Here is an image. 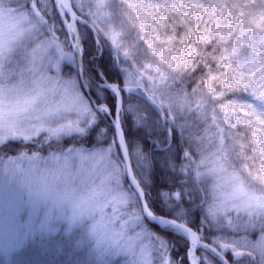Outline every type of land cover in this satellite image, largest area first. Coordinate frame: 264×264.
Masks as SVG:
<instances>
[{"label":"snow or ice","instance_id":"snow-or-ice-1","mask_svg":"<svg viewBox=\"0 0 264 264\" xmlns=\"http://www.w3.org/2000/svg\"><path fill=\"white\" fill-rule=\"evenodd\" d=\"M12 2L13 7L9 8L10 11H26L39 27L36 46H30L31 51L22 48L20 52L26 63L14 69L22 80L25 77L31 78L35 84L34 93L22 105H17L14 113L18 115L21 112H28L37 101H40L41 106L33 109L31 116L23 118L29 126H18L14 120L7 128L10 136L0 135V165L14 175L20 174L23 182L36 197L48 198L47 190L35 186L31 179L35 162L41 159L37 153H42L43 146L47 145L48 151L44 156L53 162L57 170L65 172L69 177L78 176L80 180L97 186L96 191L90 192L86 199L73 204V218L99 213V219L92 226L98 241L115 243L134 256L150 249V255L144 264H183L182 259H173L168 241L157 232H153L148 226V221L164 228L176 229L187 236L188 264H264V221L257 225L250 219L245 223L239 215L242 209L252 207V198L240 205L225 206L226 201L217 212L204 215L202 218L197 217L200 224L215 228L219 233L211 241L205 238L201 228L190 223L193 214L191 205L196 203L194 196L201 192L197 186L200 173L193 171L190 161L193 157L199 159V154L198 150H193L183 139L189 125L184 116L177 112V100L170 94L171 89L167 83L170 76L173 81L175 80V75L171 74L172 70L177 73H191L192 77H196L197 73L203 74V78L193 79V86L189 89L192 96L201 97L198 103L203 109L207 123L216 122L213 129L223 126L226 137L227 131L231 129V123L236 122L234 119L236 117L243 125H254L264 133V40L259 41L258 47L245 53V59L239 66L233 62L228 74H224L221 68L220 75L214 76L212 71L207 70L206 61L202 58L192 59L194 50L186 55L176 48L180 56H185V60L179 62L173 59V45L180 33L175 28L169 31L168 20L161 19V13L165 12L167 5L147 3L145 0H121L126 9L135 13L133 18L139 17L137 27L143 33L144 39L141 40L147 46L142 63L141 59L137 58L140 54L136 45L126 47L123 43L122 30L108 31L98 28L90 19L93 15L91 12L82 15L85 13L84 0H12ZM189 7L199 9L203 5L194 2ZM230 7L233 10H240L241 14L245 9L255 8L258 10L261 23L264 24V0L257 3H252L251 0L249 3L233 0ZM104 8H108L107 0H97V9ZM55 13L59 14L60 24L55 21ZM153 14L155 18H150ZM81 24L91 26L96 33L97 42L92 61L96 67L87 82L81 79L85 75L83 64L85 46ZM61 32L64 33L63 36ZM188 35L189 33L185 32V39L180 41L185 48L195 43L194 32L192 39H187ZM45 37L51 39L45 40ZM105 41L116 50L117 59L122 57L121 63L128 64L123 68L125 73L123 84L113 82V73L107 61L101 59L104 56ZM53 44L59 50L61 59L65 56L66 48L68 53H71L68 59L78 65L79 71L74 81H61L57 75L60 73L59 61L53 62L50 58L46 60L49 48ZM164 45L168 46L167 51L164 50ZM210 48L211 46L209 50ZM149 50L155 53L151 59L148 56ZM216 63L228 65L227 58L217 60ZM134 64L139 65V68L133 70ZM165 65H170V69H166ZM52 72L55 74L50 75ZM77 84L78 89L72 91V87ZM161 85L168 90L162 89ZM176 87L181 93L184 92L181 85L177 84ZM137 90H143L146 94L147 102L159 114L157 119L152 118L147 104L125 103L124 93L131 94ZM238 94H248L254 98L260 104L261 110L257 109L255 103H239L233 98ZM57 96L60 98L59 101L53 100L49 106V97ZM94 96L96 99H93ZM189 100L190 97H186L180 104L188 103ZM73 111L76 113L75 119L65 117L66 123H60L57 127L46 126L62 112ZM127 113H132L137 125L142 128H151L154 131L153 125L158 127L163 124L166 135L163 140H156V146L163 150L162 163L173 173L177 171L181 173L179 184L171 191L163 193L166 205H171V216H158L148 206L146 199L141 200V197L145 196L144 175L147 174L145 165L150 167V161L144 146L138 147L135 156L133 155L124 126V116ZM109 119L110 122L106 126H100L103 121ZM225 119L231 123L224 125ZM191 126H198L201 129L204 127L203 124ZM177 128L184 140L183 145L170 139ZM242 130L238 124L237 132ZM220 135L218 132L217 136ZM93 136L96 138L97 146L90 148L87 144ZM17 140L26 146H34L36 150L20 151L17 156L9 157L5 148L10 146V141ZM104 141H107V146L99 147L98 145ZM223 142L222 140L221 143ZM261 143L264 146V138ZM85 160L94 161L100 167L93 169L87 176L82 170L77 172L78 162ZM220 170L222 168L217 162L212 171ZM125 178L134 189L125 185ZM4 195L5 193L0 190V200ZM201 199L203 201L202 196ZM261 203L264 204V201ZM232 209H235V214ZM213 221L217 223L214 224ZM257 226L258 231L250 230ZM0 233L3 234V243L9 244L11 237L3 225H0ZM253 233H257L255 239L252 237ZM154 254H158V260L154 259Z\"/></svg>","mask_w":264,"mask_h":264},{"label":"rangeland","instance_id":"rangeland-1","mask_svg":"<svg viewBox=\"0 0 264 264\" xmlns=\"http://www.w3.org/2000/svg\"><path fill=\"white\" fill-rule=\"evenodd\" d=\"M107 2L108 8L98 10L97 0H84L85 9L93 14L90 19L93 23H96L98 28L108 31L113 29L117 31L122 30L124 32V41L126 40L128 43L136 45L140 54L137 58L141 59L143 63V55L147 46L141 40L144 39V36L137 27L139 17L133 18L135 13H131V10L126 9L121 0H107ZM145 2L160 3L162 6L167 5L165 12L161 13V19L168 20L169 31L175 28L180 33L173 45V59L179 62L185 60V56H180L176 48H179L186 55L191 50H194L195 54L192 59L202 58L203 61H206L208 64L207 70L212 71L214 76L220 75L219 69L221 68H223L224 74H228L233 62L239 66L245 59V53L249 49L258 47L259 41L264 40V24L261 23L258 10L255 8L245 9L243 14H241L240 10H233L230 7L233 0H145ZM194 2L203 5V7L199 9L189 7ZM239 2L249 3L250 0H239ZM251 2L257 3L259 0H251ZM0 3H3V0H0ZM210 5H223V7H212ZM7 6L9 8L13 7L12 0H7ZM13 12L16 15H26L28 17V24L31 26V36L14 54L9 64L10 70L23 66L26 63V59L20 55V52L22 48L30 51V46L35 45L37 34L39 33L38 25L26 11L13 10ZM54 16L55 21H60L58 13H55ZM150 18H155L154 14ZM185 32L189 33L187 39L193 38V32L195 36V43L189 44L187 48L180 43L182 39H185ZM149 35H151L150 32ZM173 35H175V32H173ZM44 39L50 40L51 38L45 37ZM238 42H240L239 46ZM209 46H211L210 50ZM163 47L165 51L168 50L167 45ZM64 52L65 56L61 59L59 50L53 44L49 48L46 60L50 58L53 62L59 61L60 73L57 75H59L61 81H74L78 73V65L68 59L71 53H68L66 48ZM248 54L250 55L251 53ZM148 56L151 59L155 56V53L149 50ZM225 58L228 61L227 66L222 63H216L217 60ZM122 64L126 67L128 66L127 63ZM214 64L215 68H213ZM165 67L166 69H170V65H165ZM138 68L139 65H133V70ZM171 74L175 75V79H177L184 72L177 73L175 70H172ZM199 78H203V74H199ZM167 83L168 88L171 89L170 94L177 100L176 110L180 115L184 116L188 122L189 129L193 127L191 126L193 124H202L200 121L203 120L204 127L200 133L192 134L188 131L184 134L188 144L191 145L193 150H198L199 154V159L193 157L190 161L193 171L200 173L197 186L201 189L200 194L203 197L202 201L200 194H195L196 203L192 204L194 208L198 209L203 216L209 215L206 209L215 199L217 175L225 179V191L233 197L228 201L229 206L234 204L240 205L254 191L264 190L256 183L257 173L259 170L264 169V146L261 143L264 133L254 125H243L239 118L234 117L235 123H231L227 119L224 120V125L231 123V129L227 131L225 137L223 126L213 129V124L216 122L207 123L206 118L203 116V109L199 107L198 102L201 99L199 95H197V98H190L188 103L180 104V101H183L187 95L175 89L171 76ZM161 88L164 89V86L161 85ZM77 89L78 84L74 85L71 90L75 91ZM164 90L167 91L168 89ZM30 98L31 94L26 95L21 105L25 100ZM233 98L239 103H255L257 109L261 110L260 104L248 94H238ZM59 99V96L55 97L56 101H59ZM40 106V101H37L28 112L19 113L15 118L18 126H29L23 118L31 116L32 110L38 109ZM49 106H51V103ZM192 109L200 110L201 113L190 115ZM65 117L67 119H75L76 113L74 111L62 112L54 121H49L46 126L57 127L60 123H66ZM104 122L106 125L110 122V119ZM238 124L243 128L242 131L237 132ZM124 126L126 128L125 118ZM177 130L179 131L178 128ZM218 132L221 133L220 136H217ZM0 135L10 136V132L8 129L0 127ZM222 140L224 141L223 143H221ZM15 143L22 146L17 148V151H12ZM9 145L5 148L9 157L17 156L20 151L36 150L34 146H26L19 140L10 141ZM87 146L90 148L97 146L95 137L89 139ZM98 146L106 147L107 141ZM47 151L48 147L45 145L43 146L42 153H37V155L41 156V159L35 162L31 179L35 186L40 187L42 190H47L48 198L36 197L34 192L23 182L20 174L14 175L12 172L6 170L3 165H0V190L5 193L4 198L0 200V225L6 228L8 235L11 237V242L5 245L2 241L3 234L0 233V255L9 257L14 252L20 250L25 241L30 238L34 239L37 235L45 237L40 244L44 250L50 245V237L57 235L61 230L72 232L82 229L93 248L99 250L104 257L109 253L111 254V258L122 255L126 257L128 264H144L150 255V249L144 251L143 254L136 253L134 256L115 243L107 241L100 243L98 241L97 236L92 231V226L99 219V213L85 214L78 218H73V204L86 199L90 192L96 191L97 186L80 180L78 176L69 177L65 172L57 170L53 162L47 156H44L47 154ZM201 161H205V163L202 164ZM217 162L222 170L210 172L209 169L216 167ZM96 167H100V165L94 161H79L77 172L82 170L87 176ZM145 167H148V165H145ZM199 181H203V183ZM124 183L128 188L134 189L127 178H125ZM149 205L152 211L155 212L153 207H151L150 201ZM232 211L235 214V209H232ZM239 215L245 223L251 219L242 211ZM209 218L211 217L209 216ZM217 219L219 220V216ZM213 223L216 224L217 221H213ZM173 230L187 238L185 234L176 229ZM250 230L258 231L259 229L257 226ZM130 234L134 233L130 232ZM256 236L257 233L252 234L253 239ZM154 259H159L158 254H154Z\"/></svg>","mask_w":264,"mask_h":264},{"label":"trees","instance_id":"trees-1","mask_svg":"<svg viewBox=\"0 0 264 264\" xmlns=\"http://www.w3.org/2000/svg\"><path fill=\"white\" fill-rule=\"evenodd\" d=\"M88 12L89 11L85 9V13H82V15H87ZM56 23L60 24L61 21H56ZM80 29L84 34V60L87 70V79L89 80L93 75V69L96 67L92 62L97 48L96 33L92 30L91 26L87 24H81ZM60 34L61 36L64 35L63 32ZM103 50L104 56L101 57V59L107 61L110 71L113 73V82L123 84L125 79L123 68L126 66L121 63L122 57L117 59L118 53L107 41L104 42ZM98 74L97 72L96 75ZM193 79L199 80V73H197L196 77H192L191 73H184L173 81L175 89L180 91V89L176 87V85L179 84L184 89L183 93H185L187 97L197 98L198 96L191 95L189 89L193 86ZM108 95H111V93H108ZM94 98L96 99L95 96ZM124 99L126 104L129 102L140 103L142 105L147 104L151 110L152 118L154 120L158 118L159 114L157 110L147 102L146 94L143 90H137L131 94L126 92L124 93ZM194 113L197 115L200 114L201 111L192 109L190 115H194ZM124 118L126 135L130 142L133 155L135 156L138 147L144 146L145 153H147L149 157L150 167H146L147 174L144 175V188L148 200L157 214L171 216V205H166L163 193L171 191L179 184L181 173L179 171L173 173L170 168H166L162 163L161 153L163 150L161 147L156 146V140H163L166 135L163 124H160L158 127L153 125L152 127L155 128L153 131L151 128H142L138 126L132 113H127ZM200 122L203 124V120ZM101 124V127L106 126L104 121ZM188 131L192 134H196L200 133L202 129L200 127H192ZM170 139L180 145H183L184 140H187L185 135L183 136L184 140L182 139L177 129L174 130L173 136ZM21 146V144L15 143L12 147V151H17V148ZM191 208L193 214L190 223L201 228L205 238L211 241L219 233L214 228H208L200 224L197 217L202 218L203 215L198 209H195L193 205H191ZM148 226L153 232H157L168 241L171 256L174 260L182 259L183 264H188L187 250L189 241L184 236L179 235L171 228H164L158 224L148 222ZM43 239H45V237L37 235L34 239L30 238L25 241L22 248L9 257L0 255V264H128L126 262V257L122 255L111 258V254L109 253L104 257L99 250L93 248L82 229L72 232L61 230L57 235L50 237V245L44 250L40 245ZM200 251L203 252V249ZM209 255H211V253H209Z\"/></svg>","mask_w":264,"mask_h":264},{"label":"clouds","instance_id":"clouds-1","mask_svg":"<svg viewBox=\"0 0 264 264\" xmlns=\"http://www.w3.org/2000/svg\"><path fill=\"white\" fill-rule=\"evenodd\" d=\"M31 26L28 24L26 15H16L9 10L7 0L0 3V126L7 129L17 115L14 108L21 104L26 95L33 94L35 84L31 78L25 77L23 80L16 75L14 69H9L14 54L30 39ZM125 46H130L126 40L123 41ZM36 46V45H34ZM31 51V49H30ZM55 97H49L48 102L51 103ZM210 172L212 169H209ZM264 169L257 173L256 183L261 189H264ZM225 179L217 175L215 184V199L207 207L208 214L217 212L222 204L231 200L233 197L225 191ZM252 198V207L242 209L248 217L258 225L264 221V190H257L246 197V200ZM251 214V215H250Z\"/></svg>","mask_w":264,"mask_h":264},{"label":"water","instance_id":"water-1","mask_svg":"<svg viewBox=\"0 0 264 264\" xmlns=\"http://www.w3.org/2000/svg\"><path fill=\"white\" fill-rule=\"evenodd\" d=\"M83 64H84V72L86 73L85 62H84V61H83ZM78 70H79V67H78ZM81 79L84 80L85 82H87L86 79H85V75L82 76ZM93 99H95V98L93 97ZM132 186H133V185H132ZM133 188H134V186H133ZM144 199L147 200L146 193H145V196L141 197V200H144ZM147 203H148V200H147ZM148 206H149V203H148ZM158 216H161V215H158ZM149 222L152 223L151 221H149ZM158 225H159V224H158Z\"/></svg>","mask_w":264,"mask_h":264}]
</instances>
